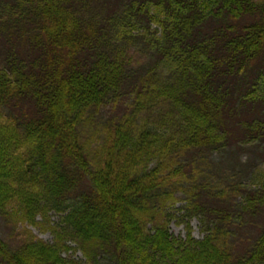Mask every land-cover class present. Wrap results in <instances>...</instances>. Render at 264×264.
Returning <instances> with one entry per match:
<instances>
[{
  "label": "trees",
  "instance_id": "trees-1",
  "mask_svg": "<svg viewBox=\"0 0 264 264\" xmlns=\"http://www.w3.org/2000/svg\"><path fill=\"white\" fill-rule=\"evenodd\" d=\"M243 153L264 162V0H0L2 219L56 210L90 264H264ZM180 194L201 239L168 233ZM11 238L0 262L64 263Z\"/></svg>",
  "mask_w": 264,
  "mask_h": 264
},
{
  "label": "rangeland",
  "instance_id": "rangeland-1",
  "mask_svg": "<svg viewBox=\"0 0 264 264\" xmlns=\"http://www.w3.org/2000/svg\"><path fill=\"white\" fill-rule=\"evenodd\" d=\"M142 61L143 60H140L138 62L141 63ZM117 112V110L113 112L114 116ZM216 156L217 155L214 154L215 160H218ZM258 161L259 159L249 153H243L239 162L236 161L237 166H242L241 163L249 165L251 170H248L243 182L246 186H249L250 189L254 187L257 188L261 182H264V162L261 160L260 162ZM31 189L33 191L35 188L32 187ZM186 207L187 202L185 197L180 194L166 209L165 216L167 217L166 221L169 235L177 240L185 239L186 235L196 239L203 238L208 233V226L203 224L204 221L202 216L189 214V210H187ZM13 210L21 213V208L18 206L14 207L11 211L13 212ZM61 219L62 214L53 209L45 211L43 214L33 216L32 220L28 222H18L10 219L4 220L0 216V237L9 242L10 244H8L13 248H15L14 246H16L17 242L11 238V233L17 234V239L27 240L31 238L44 245L55 246L57 243H61L59 255L64 262L63 264H90L82 254L79 245L71 239H65V236H63L64 233L62 232V226L60 224ZM255 219L264 224V207L259 211L258 215L255 216ZM250 233H253V231H246V234ZM0 264L5 263L0 262Z\"/></svg>",
  "mask_w": 264,
  "mask_h": 264
}]
</instances>
